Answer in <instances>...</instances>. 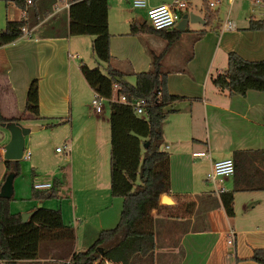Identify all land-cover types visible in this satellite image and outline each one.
Masks as SVG:
<instances>
[{
    "label": "crops",
    "instance_id": "1",
    "mask_svg": "<svg viewBox=\"0 0 264 264\" xmlns=\"http://www.w3.org/2000/svg\"><path fill=\"white\" fill-rule=\"evenodd\" d=\"M69 1L38 0V3L36 1L22 10L11 0H0V29L6 20H25L19 36L0 44V113L5 117L20 114L27 84L30 79L36 78L38 114L44 118H59L60 123L64 119L70 120L69 136L63 141L69 156L64 159L65 165L60 166L62 177L54 167L37 166L35 162L30 166L31 173H43L33 177L32 182L47 180L52 185L55 181V194L58 187L65 193L62 196H68L60 203L59 209L62 223L73 229L72 238H44L38 242L36 257L17 260L16 264H65L71 251L84 249L93 241L98 230L117 222L121 207V197L112 196L109 192L108 157L104 159L106 150H103V144L99 147L101 144L97 139L98 127L103 133L106 129L104 142L105 148L108 147L107 118L102 121L107 123L106 128L98 126V117L90 113L83 119L76 118L77 124L81 125H78L75 134L72 133L71 114L65 118L67 110L74 109L79 113L82 107L86 109L88 102L90 104L89 97L94 93L79 71V63L82 62L79 43H90L92 36L67 32ZM106 1L110 61L113 55L121 60L123 55L120 52L123 51H126L124 59L127 60L124 64L112 62L111 65L122 72L146 70L145 59L139 54V46L135 47L133 38L127 40L130 47H121L119 51L115 47L118 40L113 38L119 39L122 34L115 28L114 15L129 21L136 18L130 19L126 13L124 16L117 8L111 10L110 1ZM250 1L260 7L261 15L258 17H264L260 1ZM186 7L185 4L182 13L186 12ZM190 12L202 18L201 10ZM228 13L229 9L225 16L228 17ZM250 17L256 18L253 14ZM243 24L244 30L239 33L248 35L247 44L226 45L225 50H234L247 59L263 58L264 52L259 50L261 41L253 38L257 37V29H247L246 23ZM235 28L234 25L230 29H220L219 23L220 32L228 30L234 33ZM158 39L156 41L160 44L162 40ZM215 52L216 48L203 71L195 67L188 75L176 67L164 65L160 60V67L163 65L165 68L161 70L167 74L168 92L180 97L166 106L171 110L161 126L160 146L168 153L169 188L164 193L172 203L159 202L168 208L150 211L154 240L152 264H263L252 260L250 254L253 247H264V150H261L264 149V92L249 88L243 94L229 95L213 85L209 76ZM170 63L174 64V60ZM224 68L214 67V75ZM81 87L82 101L73 95ZM33 118L25 113L19 122L42 127L43 124L33 121ZM3 129H0L1 158L2 146L9 137L8 130ZM55 146L54 151H57ZM98 148L100 160L97 157ZM233 150L261 151L240 156L239 159L244 162L241 175L225 177L229 179L224 186L220 181L224 190L237 186L232 196L233 213L227 216L219 193L207 184L204 174L213 160L232 157ZM3 174L4 166L0 164V183ZM173 193L191 195L194 204L188 215L167 214L169 207L175 203ZM37 202L42 203L40 200ZM230 236L231 242L228 243L226 240ZM100 264L121 263L103 260Z\"/></svg>",
    "mask_w": 264,
    "mask_h": 264
},
{
    "label": "trees",
    "instance_id": "2",
    "mask_svg": "<svg viewBox=\"0 0 264 264\" xmlns=\"http://www.w3.org/2000/svg\"><path fill=\"white\" fill-rule=\"evenodd\" d=\"M24 10L38 0H11ZM54 0H51V2ZM206 1V0H205ZM203 23L216 16V9L203 5ZM67 32L69 34H89L90 50L94 59L106 63L105 70L98 66L79 63V71L86 83L98 94L109 98L123 94L127 100L143 97L147 103L138 114L131 105L115 99H108V186L112 196L121 197V207L117 222L108 228L98 230L93 241L84 249L71 251L65 264H100L109 260L121 264H133L144 260L152 264L154 248L151 228L152 208H168L159 203V196L169 188L168 153L161 144V126L171 108L166 107L179 95L168 92L165 72L160 68V59L167 46L176 40L183 30L175 26L153 28L147 21L131 19L129 33H154L165 40L159 52L149 51V68L133 72L134 80L127 81L121 70L110 63L109 31L107 27L106 0H70L67 6ZM24 19L6 20L0 29V44L9 42L21 34ZM247 29H264V17H249ZM213 85L227 94H243L252 88L264 92V57L247 59L234 50L226 52V66L211 78ZM116 84V87L113 86ZM41 117L38 114L37 81L29 80L21 113L5 117L1 121L22 119L23 114ZM51 124V123H50ZM45 125H49L46 123ZM147 141L146 146L143 143ZM264 150V149H261ZM261 150H233V176L241 175L244 162L239 159L243 154ZM241 158V157H240ZM6 171L18 172V159L1 158ZM55 181L45 190L31 188V197L41 200L43 196L55 193ZM237 186L219 193L220 203L227 216L232 215V196ZM9 197L0 196V259L4 264H16L20 259L36 257L38 242L44 238L55 239L60 236L71 239L73 229L64 225L58 207L34 205L30 207L25 220L19 212L9 210ZM173 207L168 215L186 216L194 204L189 193H173ZM250 258L264 264V247H253Z\"/></svg>",
    "mask_w": 264,
    "mask_h": 264
},
{
    "label": "rangeland",
    "instance_id": "3",
    "mask_svg": "<svg viewBox=\"0 0 264 264\" xmlns=\"http://www.w3.org/2000/svg\"><path fill=\"white\" fill-rule=\"evenodd\" d=\"M111 3V10H114L117 8L120 11H122L128 15V18L131 19V17H135L139 22L140 20L145 19L144 11L142 8L139 7H131L129 2L127 0H109ZM168 2L170 0H167ZM186 4V12H199L201 10V13H203V5H207V0H184ZM38 3V1L36 2ZM253 2L250 0H233L232 3H229L227 0H219L217 3H215L212 6H209L211 9H216V16L211 19L208 23H202L198 21H189L186 24L187 30L182 31L179 37L174 40L173 43L169 44L167 46V49L160 59L164 65H171L170 67L178 68L180 72H184L186 75H188L195 67L197 70L203 71L207 66L209 62V58L211 56V53L214 48H216L215 57L213 66L210 68V77L214 75V67L216 66H226V45L235 46L238 44H247L248 42V35L239 33L244 30L242 28L243 23H246V26L248 24V18L251 14L255 15L256 18L261 15L259 14L260 7L257 4H252ZM260 3L262 4V9H264V0H260ZM229 9L228 18L234 22L235 25V31L234 33H230L231 31H219V23L221 20H223L226 16V12ZM135 15V16H134ZM264 15V14H262ZM114 22L116 23L115 28L117 31H122L121 36H119L117 44L115 45L116 51H119L121 47L128 48L131 46V44L127 41L133 38L135 47L139 46V54L143 56L145 59V62L147 64V68H149V61H150V55L149 51L152 50L153 52H159L165 45V41L162 37H159L158 35L154 33H137L132 34L129 33V20H123L122 16L117 17L114 15L113 17ZM257 37H253L256 41H261L260 45V51L264 52V29H257ZM91 37V35H88ZM116 36V35H115ZM157 38H160L162 41H160V44L157 43ZM158 39V40H160ZM120 40V41H119ZM245 40V41H243ZM155 42V43H154ZM162 43V44H161ZM140 44V45H139ZM141 44H143V48H141ZM153 44V45H152ZM155 44V45H154ZM80 52L82 53L81 59L82 62H84L88 66H98V68L101 71L105 70L106 63L102 61H98L94 59L93 54L90 50V43L88 44H80L79 43ZM120 55H123L121 60H118L117 55H113L111 58L110 63L114 64H124V55L126 51L120 52ZM261 57V56H259ZM171 60H174V64H171ZM162 70H165L163 68V65L160 67ZM132 70H128V72L123 73L124 79L127 81L132 82L134 80ZM165 80H166V87L167 86V74L165 72ZM211 80V78H210ZM84 83V81H83ZM84 83V87H85ZM81 88H77V92L73 93L74 96L81 99ZM92 95L89 97V101ZM83 99H81L82 101ZM103 101V112L100 114L94 113L91 108L90 104L88 102V105L86 109L84 107L81 108L80 112L77 113L76 110L72 109V111L67 110V114L65 118H68L71 114V119L73 121L72 124V133H77L75 130L78 127V125H81V123L77 124V119H83L87 115V113H90L91 116H97V124L98 126H103V128H106L107 123L105 121L102 123L103 120L107 118L108 115V105ZM87 118V117H86ZM85 118V119H86ZM59 118H44V117H38L33 118V121H36L37 123H42V127L37 128L35 130L28 131L24 136V149L29 151V155L27 158L20 157L18 159V172L14 175L12 180V186H13V192H12V199L9 200L8 207L10 211H17L22 212L25 211L24 209L27 207H32L34 205H42L46 207H58L60 203L64 200V198H68V196H62L63 191L61 188L59 189L57 187V193L50 195V196H43V198L40 200V204H38V200L34 197H31V179L33 177L39 176L38 174H43L40 172L35 171L34 173H31V163H37L38 165L44 166V167H50L52 169H56V171L60 172V169H62L60 166L65 165L64 159H66L69 156V151H66L67 149L63 148V141L65 137L69 136V123L70 120L64 119L62 123H60ZM59 122V123H58ZM82 122V121H80ZM48 123L49 125H45ZM51 123V124H50ZM35 124V123H34ZM38 125V124H37ZM3 126H0V129H3ZM98 134L97 139L99 141V147H102L103 144V150H106V157L103 158L107 160L108 157V147L105 148V139L107 138V132L106 129L104 130V133L100 131L98 127ZM57 145L61 147L60 151H54V146ZM56 147V146H55ZM105 154V152H104ZM100 160V150L98 148V155ZM38 161V162H37ZM106 162V161H105ZM0 164L4 166L3 162L0 161ZM34 165V164H33ZM106 166V163H105ZM6 171L4 166V172ZM60 176L62 177V172H60ZM225 177L221 179V184L224 186L227 184V180ZM207 184L210 186V183L207 182ZM49 189H46L45 191H48ZM133 264H148L144 260H135Z\"/></svg>",
    "mask_w": 264,
    "mask_h": 264
},
{
    "label": "built area",
    "instance_id": "4",
    "mask_svg": "<svg viewBox=\"0 0 264 264\" xmlns=\"http://www.w3.org/2000/svg\"><path fill=\"white\" fill-rule=\"evenodd\" d=\"M219 0H207V4L209 6L214 5ZM231 2L232 0H227ZM255 2H259L260 0H254ZM29 2V0H26ZM131 7H139L144 10L145 20L149 25L153 28H170L175 26V23L180 18L182 14V8L185 6L183 0H172L171 2H157V3H149L148 0H127ZM234 26L232 20H230L227 16L221 20L220 29H230ZM23 27L21 28V30ZM113 86L116 87V84L113 83ZM108 99H115L123 103H127L132 106L134 111L138 114L142 113L143 106L147 103V101L143 97H137L131 100H127L123 94L118 96H111L106 98L97 92L94 91L91 99L90 106L95 113L103 112V101ZM64 148L67 149L66 145H63ZM55 150L60 151L61 147L56 146ZM29 154L28 150H25L23 147L21 157L27 158ZM233 160L230 156L222 157L216 160H213L210 163L209 168L204 174V179L206 182L210 183L213 191L216 193H220L224 191V188L220 185V181L222 178L230 176L233 173ZM51 186V182L49 181H33L31 183V187L35 190H46ZM150 211L154 212L155 208H152ZM228 243L231 242V236L226 240ZM0 264H4V260L0 259Z\"/></svg>",
    "mask_w": 264,
    "mask_h": 264
},
{
    "label": "water",
    "instance_id": "5",
    "mask_svg": "<svg viewBox=\"0 0 264 264\" xmlns=\"http://www.w3.org/2000/svg\"><path fill=\"white\" fill-rule=\"evenodd\" d=\"M187 21H199L203 22V19L192 12H183L180 18L175 23V27L179 30H183ZM0 125L4 126L8 132V140L3 144L2 158L3 159H19L24 147V135L30 131L35 130L39 127L37 124L20 123L17 120L1 121ZM147 141L143 143L146 146ZM161 147V146H160ZM14 177L13 171H8L3 180L0 183V196L9 197L13 192L12 180ZM160 203H172V200L166 193H161L159 196ZM28 211L20 212V217L25 220Z\"/></svg>",
    "mask_w": 264,
    "mask_h": 264
}]
</instances>
